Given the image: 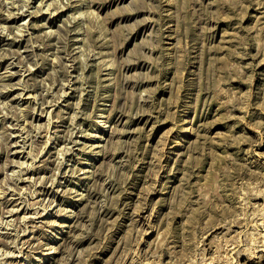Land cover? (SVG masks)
<instances>
[{
    "label": "rangeland",
    "instance_id": "rangeland-1",
    "mask_svg": "<svg viewBox=\"0 0 264 264\" xmlns=\"http://www.w3.org/2000/svg\"><path fill=\"white\" fill-rule=\"evenodd\" d=\"M0 264H264V0H0Z\"/></svg>",
    "mask_w": 264,
    "mask_h": 264
}]
</instances>
